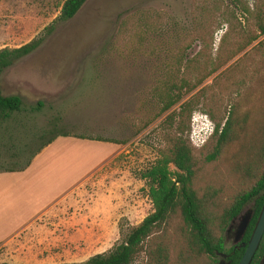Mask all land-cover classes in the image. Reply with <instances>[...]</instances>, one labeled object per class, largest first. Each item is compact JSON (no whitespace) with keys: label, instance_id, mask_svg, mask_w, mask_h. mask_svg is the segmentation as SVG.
I'll list each match as a JSON object with an SVG mask.
<instances>
[{"label":"rangeland","instance_id":"rangeland-1","mask_svg":"<svg viewBox=\"0 0 264 264\" xmlns=\"http://www.w3.org/2000/svg\"><path fill=\"white\" fill-rule=\"evenodd\" d=\"M63 1L0 0V49L26 44L52 24L36 50L0 74L2 95L21 100L20 111L0 126V170L21 167L59 133L88 144H63L66 149L51 157L57 196L80 197L84 210L82 217L71 214L73 207L64 211L69 224L57 225L49 248L9 258L0 246V264H9L7 258L73 264L105 253L152 211L149 185L139 175L157 158L168 130L161 124L165 116L174 114L171 128L180 122L186 139L191 118L211 129L201 146L188 141L198 149L213 133L209 112L215 120L232 107L253 114L255 98L264 94L257 83L264 77V35L241 11L258 12L264 26V0H85L71 19L53 22ZM198 80L189 92L183 85L179 100L160 112L169 83ZM182 104L188 107L179 119ZM213 167L200 184L215 180ZM168 170L176 172L172 165ZM223 237L226 251L231 237Z\"/></svg>","mask_w":264,"mask_h":264},{"label":"trees","instance_id":"trees-1","mask_svg":"<svg viewBox=\"0 0 264 264\" xmlns=\"http://www.w3.org/2000/svg\"><path fill=\"white\" fill-rule=\"evenodd\" d=\"M84 2L64 0L53 22L71 19ZM241 11L252 16L258 34L264 35L258 12L246 6ZM51 27L52 24L43 28L42 36L26 44L0 49V74L36 50L43 37L50 34ZM187 63L190 66L192 61ZM257 81L264 84V77ZM200 82L198 80L190 85L185 82L177 85L169 83L160 112L168 111L179 100L178 92L183 85L189 92ZM174 91L175 94L172 93ZM255 102L258 108L253 114L251 111L237 114L232 107L225 112L226 116L222 114L215 120L209 112L214 122L213 133L207 143L198 149L192 148L183 137L180 122L171 128L174 114L166 115L161 124L167 126L168 130L162 134V146L157 149V158L139 175L149 185L147 196L152 211L121 232L120 240L105 253L73 264H133L139 256L143 260L140 264H216L219 253L228 254L225 261L229 264H237L244 249L224 251L223 233L233 221L250 210L251 215L241 239V243L246 245L264 203V94L260 93ZM187 107V104L179 106L176 114L179 119L186 113ZM20 108L21 100L17 95L4 96L0 91V126ZM67 136L64 133L53 135L31 153L21 167H8L1 169L0 173L22 171L43 147L57 137ZM168 165H172L176 172H170ZM212 165L216 171L213 174L215 180L200 184L204 181L206 169ZM219 166H223L222 174L217 172ZM263 240L264 235L248 264H257Z\"/></svg>","mask_w":264,"mask_h":264},{"label":"crops","instance_id":"crops-1","mask_svg":"<svg viewBox=\"0 0 264 264\" xmlns=\"http://www.w3.org/2000/svg\"><path fill=\"white\" fill-rule=\"evenodd\" d=\"M69 142L88 145L57 138L34 155L22 171L0 173V246L7 251V257L11 258L17 252L37 249L40 245L49 248L57 225L69 224L68 216L64 214L69 207H73L71 209L74 212L71 214L82 217L84 208L82 204L80 206V197L78 200L73 199L69 192L57 196L55 190L56 171L51 164V157L56 151L61 153L68 148ZM99 161L100 159L97 160ZM58 213L62 215L61 220L55 218ZM7 263L14 264L8 258Z\"/></svg>","mask_w":264,"mask_h":264},{"label":"water","instance_id":"water-1","mask_svg":"<svg viewBox=\"0 0 264 264\" xmlns=\"http://www.w3.org/2000/svg\"><path fill=\"white\" fill-rule=\"evenodd\" d=\"M248 219H249V213H245L240 221L239 224L237 226V230H236V236H235V240H237L239 238V236L243 233L247 223H248ZM264 230V203L263 206L261 208V211L259 213V216L256 220L255 226L252 230V233L250 235V238L244 248V251L238 261L237 264H248L250 262V259L253 255V253L255 252V249L258 245V242L260 240V237L263 233ZM223 258H225L223 256ZM216 264H229L228 262H224L223 260H219Z\"/></svg>","mask_w":264,"mask_h":264},{"label":"flooded vegetation","instance_id":"flooded-vegetation-1","mask_svg":"<svg viewBox=\"0 0 264 264\" xmlns=\"http://www.w3.org/2000/svg\"><path fill=\"white\" fill-rule=\"evenodd\" d=\"M249 213V218H250V215H251V211L250 210H248V211H246L245 213ZM244 213V214H245ZM243 214V215H244ZM242 215V216H243ZM242 216H240V218L237 220V221H233L227 228H226V230H225V232H224V234H226V235H228V236H230L231 237V243H232V245L230 246V248L229 249H238V248H245V246L246 245H244L243 243H241V239H242V237H243V235H244V232H245V230H246V227H247V225H246V227H245V229H244V231H243V233L239 236V238L237 239V240H235V236H236V230H237V226H238V224H239V221H240V219H241V217ZM248 221H249V219H248ZM248 224V223H247ZM264 235V230H263V233H262V235H261V237H260V240H259V242H258V245H257V247H256V249H255V251L257 250V248H258V246H259V244H260V242H261V239H262V236ZM223 244H224V241H223ZM255 253V252H254ZM254 253H253V255H254ZM252 255V256H253ZM223 256L225 257V258H223ZM217 257H218V260H217V262L219 261V260H223L224 262H227V261H225L226 260V258L228 257V254H225V253H219V254H217ZM252 258V257H251ZM229 263V262H228ZM257 264H264V240H263V242H262V247H261V250H260V255H259V258H258V262H257Z\"/></svg>","mask_w":264,"mask_h":264},{"label":"built area","instance_id":"built-area-1","mask_svg":"<svg viewBox=\"0 0 264 264\" xmlns=\"http://www.w3.org/2000/svg\"><path fill=\"white\" fill-rule=\"evenodd\" d=\"M191 120L192 121L190 124V130L187 134V139L193 147H199L204 143L206 136L210 135L212 131L211 129H209L208 131H204V129L206 128L205 124L201 123V126H199L200 124L196 126L194 124L195 118H191Z\"/></svg>","mask_w":264,"mask_h":264}]
</instances>
